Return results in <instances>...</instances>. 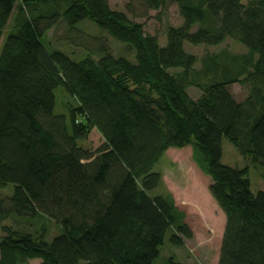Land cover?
<instances>
[{"label": "trees", "instance_id": "obj_1", "mask_svg": "<svg viewBox=\"0 0 264 264\" xmlns=\"http://www.w3.org/2000/svg\"><path fill=\"white\" fill-rule=\"evenodd\" d=\"M146 10L175 3L182 23L165 42L108 0H0V264H152L167 232L175 245L191 231L170 194L150 196L153 171L168 148L190 147L224 215L217 264H264V190L252 193L247 167L221 164L226 138L264 166V0H140ZM90 20L125 44L132 59L79 30ZM86 55L74 61L42 42L55 24ZM230 38L245 53L222 49L199 60L184 43ZM197 62L199 66L197 67ZM247 87L236 101L228 86ZM61 85L74 105L53 112ZM200 95L193 99L187 88ZM95 131L100 145L82 142ZM46 217L59 227L47 241L2 225L7 218ZM169 264H182L172 258Z\"/></svg>", "mask_w": 264, "mask_h": 264}, {"label": "rangeland", "instance_id": "obj_2", "mask_svg": "<svg viewBox=\"0 0 264 264\" xmlns=\"http://www.w3.org/2000/svg\"><path fill=\"white\" fill-rule=\"evenodd\" d=\"M246 1V0H243ZM112 9L124 11L127 17L143 24L145 33L155 35L161 43L165 42V28L168 25L178 26L182 23L175 3H170L163 11L146 10L140 0H108ZM12 23V18L3 29L0 44ZM76 27L90 35L100 37L105 41L111 54L121 55L132 59V51L123 43L109 37L95 23L84 19ZM65 27L62 22L55 24L46 36L42 38L45 47L50 50H60L74 61L80 60L86 55L84 49L73 47L71 43L63 39ZM188 53L195 55L199 60L206 53H215L227 49L233 53H245L246 48L236 41L227 38L219 45H191L184 43ZM197 67L199 62H197ZM228 91L236 101H242L247 96V87L239 83L229 85ZM188 95L196 99L200 90L194 86L187 88ZM55 104L53 112L65 114L68 117V107L74 105L72 97L59 85L54 90ZM101 143L100 136L92 131L82 142L89 150L97 148ZM223 165L243 169L247 167V178L250 190L256 193L264 190V166L255 165L244 158L237 149L226 139H221V157ZM153 171L161 176L159 185L149 192L150 196L170 194L175 206L184 213V223L191 231V237L181 236L182 245L171 242V232H167L160 246L159 255L152 264H169L172 258L182 264H217L221 237L224 227V215L211 198L207 186L209 178L199 171L191 160L190 147L168 148L153 167ZM12 194V186L0 187V197ZM2 225L15 229H26L35 232L44 229V237L47 241L58 235L59 227L53 219L46 217L24 219L11 216L2 222ZM3 234L0 229V236ZM39 259L28 260V264H39Z\"/></svg>", "mask_w": 264, "mask_h": 264}]
</instances>
